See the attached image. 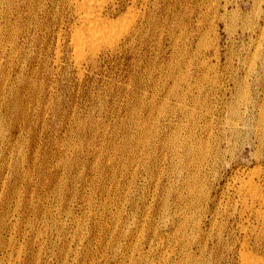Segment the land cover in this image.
I'll return each mask as SVG.
<instances>
[{
    "label": "rangeland",
    "instance_id": "374dc122",
    "mask_svg": "<svg viewBox=\"0 0 264 264\" xmlns=\"http://www.w3.org/2000/svg\"><path fill=\"white\" fill-rule=\"evenodd\" d=\"M155 6L161 26L145 33L153 38L145 36L138 53L105 56L84 76L71 49L56 60L57 35L49 34L43 47L42 37L41 46L20 39L21 51L0 48L15 97L0 95V264H167L163 224L174 201L168 193L178 183L168 165L174 144L182 150L205 118L215 124L217 113L226 114L245 94L253 104V134L264 136L255 121L264 118V0H157ZM235 140L232 149L225 139L220 145L228 163L264 165V143L243 153ZM216 159L211 172L229 168L225 157ZM210 184L203 183L206 193Z\"/></svg>",
    "mask_w": 264,
    "mask_h": 264
},
{
    "label": "bare ground",
    "instance_id": "6f19581e",
    "mask_svg": "<svg viewBox=\"0 0 264 264\" xmlns=\"http://www.w3.org/2000/svg\"><path fill=\"white\" fill-rule=\"evenodd\" d=\"M155 1L157 0H0V48H3L4 51H9L10 49L21 51V45L23 46V43H20V39L31 45H40L39 43H41L42 37L44 40L42 41L43 47L49 34L57 35L58 44L55 51L57 53L56 60H60V58L63 57L62 54L64 50L68 51L71 49V61L74 59V65L77 67L79 73L83 75L87 68L94 69L97 67L105 56L116 53L120 54L123 51L127 53L137 51L138 44L145 42V39L148 38L145 36L152 34L147 35L145 33L160 20V15L158 16L160 10L158 12L159 8L155 6ZM202 3L203 2L199 4ZM181 11H184V9ZM186 20H188V18ZM184 21L183 23H186ZM159 26H161L160 23L155 27ZM161 28L163 29V27ZM201 29H203V27ZM68 32H70V42H68V45H64L68 36H66V33L68 34ZM183 32L184 30H182V33ZM186 32L188 33V31ZM163 33L165 32H162V34ZM162 34L160 33V35ZM171 35L170 33V36ZM200 35H202V33ZM172 37H174V35ZM204 38L205 37H203V39ZM175 40H177V38ZM177 43L176 41L174 42L175 48ZM206 45L207 44H205V46ZM196 58H198V56ZM181 59L183 60V58ZM158 63H153V66L155 65L157 67ZM165 63L167 64V62ZM22 66L24 65L22 64ZM145 66L147 65L145 64ZM149 66L151 65H148V67ZM164 66L165 65L162 67L164 68ZM20 69H22V67ZM185 71L188 73L186 69ZM180 74L182 75V73ZM189 74L190 73H188V75ZM196 75L195 78L201 77L202 73H196ZM190 76L193 77L192 74ZM186 78L189 77H185V79ZM6 79L7 72L4 66L0 64V95L14 92L11 87L8 88ZM165 79L167 80V77ZM181 79L180 81H182ZM179 86L180 85H178V87ZM172 92L171 90V93ZM157 96L159 97V93ZM11 97L13 99L15 98L14 93ZM13 104L15 108H12L16 110L17 113H23V108L19 111L16 103ZM251 108H253V104L251 100H249V94H245L242 101L238 100L237 104L235 103L234 107L230 108L226 114L218 112L217 117L219 119L215 124H213L212 121V123L210 122L209 124L208 119L205 118V124L202 126V123L200 124L198 135L195 140L192 137L194 135L193 133L190 134V137L188 136L183 139L182 150L183 148L188 149L187 157L184 159L181 157L182 150L174 144L172 149L175 152H173L168 159V165L169 168L172 167L174 171H176L178 183L175 187H172L168 193L170 197L172 196L174 198L173 202H168L172 204L171 206H173V209H171V206L167 205V214H165L166 220L163 224L169 229L168 237L170 238L169 247L166 249L168 253L165 256L167 264H264V165L259 159L256 160L258 162L254 164H245L242 163L240 159L236 158L233 162L228 163L225 154L220 148L221 143L225 139L228 142L227 147L232 149V137L236 138L235 142L239 144V148L243 153L250 152V145L259 147L264 143V136L262 137V134L259 133L256 136L253 134L252 123H256L252 121L250 117L254 113L251 112ZM206 115L207 114H205V117ZM255 121L259 126L264 125V118L262 116L255 118ZM206 133L210 135L207 145L204 141ZM239 140H242L241 144ZM213 146H216L217 150H215ZM210 151L215 153L213 162L216 158V160H219L221 157L222 159L225 157V166L229 164V168L220 172L214 170L211 172V164H213V162ZM255 155L259 157L260 152L257 150ZM19 164L20 163H18V166ZM17 170H19V167ZM167 175L170 177L169 172ZM203 183L210 184V191L208 193L205 192ZM211 190L214 192L210 193ZM161 207L162 205L160 208ZM158 232L159 231H157V233ZM159 263L161 264L160 261Z\"/></svg>",
    "mask_w": 264,
    "mask_h": 264
}]
</instances>
